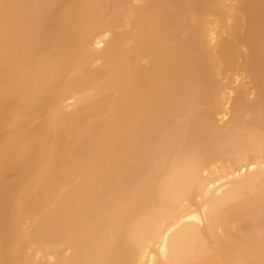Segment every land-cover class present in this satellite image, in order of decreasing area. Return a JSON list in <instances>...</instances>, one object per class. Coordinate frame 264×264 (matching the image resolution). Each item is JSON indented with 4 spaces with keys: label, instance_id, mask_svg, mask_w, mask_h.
<instances>
[{
    "label": "bare ground",
    "instance_id": "obj_1",
    "mask_svg": "<svg viewBox=\"0 0 264 264\" xmlns=\"http://www.w3.org/2000/svg\"><path fill=\"white\" fill-rule=\"evenodd\" d=\"M0 264H264V0H0Z\"/></svg>",
    "mask_w": 264,
    "mask_h": 264
}]
</instances>
